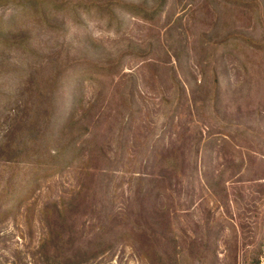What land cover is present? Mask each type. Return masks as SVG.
I'll list each match as a JSON object with an SVG mask.
<instances>
[{"label":"rangeland","instance_id":"374dc122","mask_svg":"<svg viewBox=\"0 0 264 264\" xmlns=\"http://www.w3.org/2000/svg\"><path fill=\"white\" fill-rule=\"evenodd\" d=\"M24 142L0 264L66 202V264H264V0H0V192Z\"/></svg>","mask_w":264,"mask_h":264},{"label":"trees","instance_id":"16d2710c","mask_svg":"<svg viewBox=\"0 0 264 264\" xmlns=\"http://www.w3.org/2000/svg\"><path fill=\"white\" fill-rule=\"evenodd\" d=\"M28 144H29L28 142H24L21 150L15 149L17 145H12V146L10 145L7 149L5 148L6 153H11L15 151L19 153L18 155H13L9 157L11 160L8 162L10 163V165H16V168H14L12 173L7 176V179H5L7 182V189L0 192V216L2 215V217H5L6 214L5 212L7 209L6 207H4L5 205L4 201H6L9 198L13 200L16 199V193L15 194L12 193L14 191V186L16 187V190L19 187L18 175L15 169H17L18 167L20 169H24L26 167V169L28 170L31 167H34L35 164L39 165L42 164L41 162H43L42 160H40L39 162L36 161L34 164L31 165H27V166L24 165V162H22L23 159H21L22 157L23 158H26L27 156L31 157L33 156V154L37 155L39 152H42L40 145L27 147ZM39 149L40 151H38ZM23 152L26 155L22 156ZM37 169L40 168L37 167ZM27 186L29 185L27 184ZM67 203L68 202L64 203L61 206L55 204L52 206H48L46 208L47 212L49 211L48 214L51 217V222L46 223L47 224L46 226H48L50 233L46 238L42 239V243L40 246L42 252L38 257L39 260L38 263L41 262L42 264H66V261L63 262V257H61L64 256V254H66L68 251L67 248H65L66 247L64 243L65 240H63V237L61 239H58L56 237V235L63 236L60 235L61 234L60 232H62L64 228L60 227V223L56 219L60 217L58 215L59 213H62L63 211L66 210ZM59 228H61V230L58 231ZM56 241L59 243V247H56ZM156 255H157V257L155 258L157 260L156 264H178V260L174 261L173 256L171 254L165 253L162 250L160 251V249H156ZM202 264H206L204 259H202Z\"/></svg>","mask_w":264,"mask_h":264}]
</instances>
